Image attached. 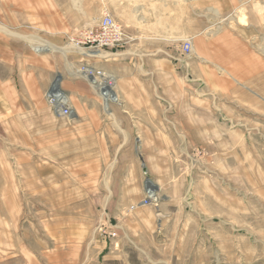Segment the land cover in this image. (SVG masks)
Returning <instances> with one entry per match:
<instances>
[{
	"label": "rangeland",
	"instance_id": "374dc122",
	"mask_svg": "<svg viewBox=\"0 0 264 264\" xmlns=\"http://www.w3.org/2000/svg\"><path fill=\"white\" fill-rule=\"evenodd\" d=\"M199 1L211 43L191 25L169 93H140L156 68L118 19L119 47L79 43L101 0H0V264H264V0Z\"/></svg>",
	"mask_w": 264,
	"mask_h": 264
},
{
	"label": "crops",
	"instance_id": "0c3cea01",
	"mask_svg": "<svg viewBox=\"0 0 264 264\" xmlns=\"http://www.w3.org/2000/svg\"><path fill=\"white\" fill-rule=\"evenodd\" d=\"M199 2V0H183L181 3L175 0H101L98 20L105 11H109L126 27L134 40H139V50L149 52V58L140 63L129 61L128 65L156 68L151 69L149 76L143 81V78L138 80L135 77L134 88L137 91L141 93L149 85L152 92H159L162 89L169 93V67L179 65V63L173 64L169 56H174L176 50L180 49V42L191 38L189 37L191 25L197 28L193 35L195 34L196 38L198 36L200 44L211 43L208 32L212 23L209 18L206 17L203 22L198 18L192 21L190 19V9L195 11L194 8H197ZM147 42L149 45L145 44ZM159 67L163 69H157ZM159 79H163V83ZM47 86V83H43L40 90H45Z\"/></svg>",
	"mask_w": 264,
	"mask_h": 264
},
{
	"label": "built area",
	"instance_id": "2783aa9c",
	"mask_svg": "<svg viewBox=\"0 0 264 264\" xmlns=\"http://www.w3.org/2000/svg\"><path fill=\"white\" fill-rule=\"evenodd\" d=\"M84 40L79 43L90 44V46L99 49H113L122 45L127 41L130 36L125 28L113 17L109 11H105L98 26L87 29L84 33ZM193 47L191 39L185 40L182 51L190 53ZM82 72L87 77L93 86H95L98 94L101 96L105 104L117 97L111 96V91L115 90L114 76L105 71L104 69L96 68L92 65H85ZM50 87L46 92V99L52 108L61 116L69 117L72 115L73 110L70 105L69 97L64 98L60 93H51ZM63 94V93H62Z\"/></svg>",
	"mask_w": 264,
	"mask_h": 264
},
{
	"label": "bare ground",
	"instance_id": "6f19581e",
	"mask_svg": "<svg viewBox=\"0 0 264 264\" xmlns=\"http://www.w3.org/2000/svg\"><path fill=\"white\" fill-rule=\"evenodd\" d=\"M97 54L99 55L100 53H97ZM60 81H61L60 78L57 79V80H55V82H54V84H53V86H52L50 92L53 93V94H56V93H54V91H55V92H57L58 94L60 93V94L63 96L62 93H64V91L61 89ZM110 93H111V96H115V97H117V94H116L117 92H116V90H113V91H111ZM63 97H64V98H67L66 95H64Z\"/></svg>",
	"mask_w": 264,
	"mask_h": 264
},
{
	"label": "water",
	"instance_id": "95a60500",
	"mask_svg": "<svg viewBox=\"0 0 264 264\" xmlns=\"http://www.w3.org/2000/svg\"><path fill=\"white\" fill-rule=\"evenodd\" d=\"M144 172L147 173V169L146 168L144 169Z\"/></svg>",
	"mask_w": 264,
	"mask_h": 264
}]
</instances>
